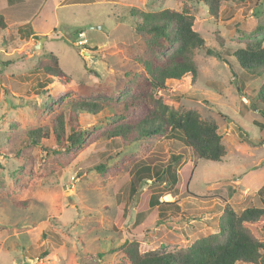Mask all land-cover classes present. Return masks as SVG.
I'll return each instance as SVG.
<instances>
[{
    "label": "rangeland",
    "instance_id": "374dc122",
    "mask_svg": "<svg viewBox=\"0 0 264 264\" xmlns=\"http://www.w3.org/2000/svg\"><path fill=\"white\" fill-rule=\"evenodd\" d=\"M185 4L192 9L194 30L211 50L222 52L218 38L231 50L250 39L264 44V0L223 1L218 17L196 0H0V13L9 23L0 31V264H128L123 254L113 252L127 240H138L143 253L174 252L216 233L226 203L237 213L263 206L264 113L258 108L264 105L254 101L264 74L245 78L227 56L239 76L235 80L230 66L205 48L194 52L197 76L170 81L158 95L176 111L194 110L217 124L226 148L221 162L198 158L175 134L146 147H121L123 152L99 172L96 168L108 158L103 153L119 151L94 139L112 125V119L101 118L110 112L80 114L91 136L70 153L46 159L35 147L22 158L15 156L13 149L29 131L51 127L76 102L120 106L147 56L146 39L136 31L139 13L181 11ZM28 23L36 36L13 28ZM78 32L85 33L87 48L74 44ZM51 55L71 77L68 85L48 84L47 76L33 73ZM178 154L176 185L167 179L137 180L144 164L158 172ZM154 196L178 210L150 207ZM259 232L264 242V230Z\"/></svg>",
    "mask_w": 264,
    "mask_h": 264
},
{
    "label": "trees",
    "instance_id": "16d2710c",
    "mask_svg": "<svg viewBox=\"0 0 264 264\" xmlns=\"http://www.w3.org/2000/svg\"><path fill=\"white\" fill-rule=\"evenodd\" d=\"M223 1L229 0H196L197 3L205 5L215 17L219 16ZM139 14L142 20L136 25V31L146 39L147 56L142 57L144 64L135 75L131 95L120 106L88 101L76 102L67 110L60 112L51 122V127H39L29 131L25 141L13 149L16 158H22L27 149L35 147L41 148L46 159L51 154L70 153L83 145L91 136L90 128L81 126L80 114L99 116L110 112L111 118L108 117L109 114H105L104 117L103 114L101 118L112 119V125L99 132L94 139L105 143L108 149L116 147L119 151L110 154L111 150H107L103 153V156L108 158L96 168L99 172L106 170V162L113 158L112 156L116 157L123 152L121 147L133 143L146 147L151 140L170 141L175 134L181 135L184 145L191 148L198 158L213 162L223 160L226 156V148L217 124L203 120L194 110L185 112L174 110L159 97L158 91L166 89L170 81L182 80L189 75L195 78L197 67L193 61L194 52L204 48L209 55L216 54L230 66L235 80L239 76L227 56L235 59L245 78L251 79L255 74H264L263 40H245L243 47L231 50L225 48L224 41L218 38L222 52H215L206 47L204 38L194 30V15L187 4L181 11L165 9ZM8 27L5 16L0 13V31H5ZM13 28L28 37L34 35L31 23ZM84 48H87L86 45ZM33 73L47 76L48 84L58 82L68 85L71 82V77L60 68L58 58L53 55L48 60H41ZM18 78L22 81L29 80L28 77L21 75ZM39 85L46 86L45 83ZM254 103L264 105V82L259 88ZM258 112L264 113V110L258 108ZM45 141L52 143L45 145ZM181 160L180 154L172 155L170 163L158 172H151L153 167L144 164L136 172L137 180L153 183L167 179V184L174 186L178 183L176 164L178 165ZM260 192L264 195V186ZM133 194L132 190L131 195ZM159 198V196L152 197L150 207L163 204L178 210L175 204L160 203ZM262 203V207L246 208L241 213H237L226 203L216 233L198 239L189 247L174 252L155 250L143 253L141 244L136 239L125 241L113 252L123 254L128 264H237L240 262L264 264V242L259 232L261 229L264 230V197ZM15 205L26 207L28 203ZM46 233L43 232L45 238ZM44 254L48 255L47 252Z\"/></svg>",
    "mask_w": 264,
    "mask_h": 264
},
{
    "label": "built area",
    "instance_id": "2783aa9c",
    "mask_svg": "<svg viewBox=\"0 0 264 264\" xmlns=\"http://www.w3.org/2000/svg\"><path fill=\"white\" fill-rule=\"evenodd\" d=\"M86 35L85 33H80L79 34V39L74 43L77 47H84L86 45Z\"/></svg>",
    "mask_w": 264,
    "mask_h": 264
},
{
    "label": "water",
    "instance_id": "95a60500",
    "mask_svg": "<svg viewBox=\"0 0 264 264\" xmlns=\"http://www.w3.org/2000/svg\"><path fill=\"white\" fill-rule=\"evenodd\" d=\"M44 40H45L44 37H42V38L40 39L39 44L36 46L37 49H42V46H43V42H44ZM85 54L90 55V54L87 53V52H85Z\"/></svg>",
    "mask_w": 264,
    "mask_h": 264
},
{
    "label": "crops",
    "instance_id": "0c3cea01",
    "mask_svg": "<svg viewBox=\"0 0 264 264\" xmlns=\"http://www.w3.org/2000/svg\"><path fill=\"white\" fill-rule=\"evenodd\" d=\"M9 5H10V3H9ZM10 6H12V5H10ZM13 7V6H12ZM14 8V7H13ZM11 9V8H10ZM42 11V8L40 9V11H38L37 13H40ZM6 19V18H5ZM7 22V21H6ZM9 24V23H8ZM7 24V25H8ZM14 24H17V23H14ZM9 26V25H8ZM33 32H34V35L33 36H36L37 34H38V32L35 30V29H33ZM45 34L47 33V32H44ZM44 33H43V35H44ZM55 83V82H54Z\"/></svg>",
    "mask_w": 264,
    "mask_h": 264
}]
</instances>
